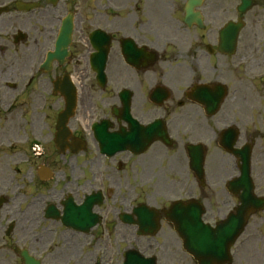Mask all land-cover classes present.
I'll list each match as a JSON object with an SVG mask.
<instances>
[{"label":"flooded vegetation","instance_id":"flooded-vegetation-1","mask_svg":"<svg viewBox=\"0 0 264 264\" xmlns=\"http://www.w3.org/2000/svg\"><path fill=\"white\" fill-rule=\"evenodd\" d=\"M241 6L0 0V264H198L172 205L216 227L264 195V0Z\"/></svg>","mask_w":264,"mask_h":264},{"label":"water","instance_id":"water-1","mask_svg":"<svg viewBox=\"0 0 264 264\" xmlns=\"http://www.w3.org/2000/svg\"><path fill=\"white\" fill-rule=\"evenodd\" d=\"M244 204H243V207H242V209H241V212H240V215H242V214H244V213H246L247 211L246 210H248V209H250L251 211L252 210H255V211H257V210H260V209H264V201H262V200H258L256 197L254 198V199H251L249 202V204H246V199H245V197H244ZM247 206H248V208H247ZM237 222V220L236 219H231L230 220V222H229V224L227 225V227L225 228V229H223V230H221L218 234H219V236L215 239V241H214V243H213V245L212 246H214L212 249H214L215 251H218L220 248H221V246L224 244V239H225V237L226 236H228V235H230V233H231V231H232V226H233V224H235ZM243 223V222H242ZM183 224H185L184 226H185V228H182L181 226H179V228L178 229H181V232L184 234V235H186L188 232V235H190V236H194V224L192 223V222H190V223H185V222H183ZM200 226H201V229H202V232H201V234L202 233H207V241L209 242V234H208V232H209V230L208 229H206V227H204V226H202V224H200ZM187 229V230H186ZM184 230V231H183ZM236 233V232H235ZM198 239H199V237H198ZM191 241L192 242H195V240L194 239H191ZM195 244L196 243H193V245L195 246ZM202 246L204 245L203 243H200ZM201 245H199L198 246V249H199V247H201V250H203V247L201 246ZM199 252V251H198ZM197 255V254H196ZM225 258H223V260H224ZM200 262L203 264V259H201L200 260Z\"/></svg>","mask_w":264,"mask_h":264},{"label":"rangeland","instance_id":"rangeland-1","mask_svg":"<svg viewBox=\"0 0 264 264\" xmlns=\"http://www.w3.org/2000/svg\"><path fill=\"white\" fill-rule=\"evenodd\" d=\"M251 238L250 253H254L255 264H264V212L256 214L251 220L248 229L241 238V242ZM237 246L240 244L237 243Z\"/></svg>","mask_w":264,"mask_h":264}]
</instances>
